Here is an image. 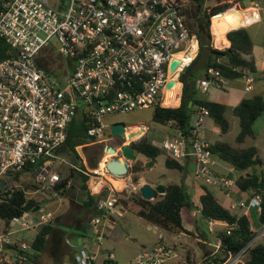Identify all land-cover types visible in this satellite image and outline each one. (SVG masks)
Returning a JSON list of instances; mask_svg holds the SVG:
<instances>
[{
  "label": "built area",
  "instance_id": "obj_1",
  "mask_svg": "<svg viewBox=\"0 0 264 264\" xmlns=\"http://www.w3.org/2000/svg\"><path fill=\"white\" fill-rule=\"evenodd\" d=\"M187 3L188 0H66L60 4L50 0L1 1L0 37L14 52L0 58V201L18 188L17 172L32 173L40 187L55 193L58 189L54 185L62 178L61 169L52 167L54 163H66L88 178L112 175L101 159L88 166L81 155L82 164L72 162L63 153L67 126L79 110L88 120L87 134L101 142L110 137L105 136V128L110 125L103 121L104 116L135 108L167 106L163 102L166 90L177 81L181 89L179 74L199 49L197 33L184 12ZM47 45L51 48L44 55L42 49ZM53 47L59 49L68 64L67 80L61 87L60 81L51 80L47 70ZM173 59L178 62L170 70ZM206 72L207 75L194 80L195 88L205 91L210 84L220 86L219 71L208 66ZM261 72L264 77V45ZM170 79L175 83L167 86ZM252 80L251 76L245 77L246 89L251 87ZM195 115L189 131L174 126L173 134L156 144L178 160L192 156L193 177L228 193L236 186V172L231 165L226 167V173L215 172V165L222 161L213 155L209 142L201 134L208 108L198 105ZM145 129L131 140L144 134ZM113 154L119 156L121 152ZM105 188L106 194L96 201L103 214H94L89 219L91 234L83 238L73 254L76 264L93 263L105 238L109 215L118 212L113 202L118 195L115 186L107 183ZM261 200V194L255 193L239 205L248 211L254 208L256 220ZM55 214L53 209L38 207L14 216L10 223L16 221L22 229L35 230ZM249 219L254 231L252 238L237 251L221 254V259L217 256L223 250L220 237L215 234L214 243L195 237L214 246L206 264L244 263L248 248L264 234V222L256 220L258 229H253L254 220ZM219 221L223 226L227 224L211 218L209 230L213 231V224ZM234 225H229L227 232ZM1 239L9 241L5 232H0ZM19 248L25 251L31 246L21 242ZM105 252L107 259L113 257L111 251ZM201 252L202 257L208 255L202 247ZM177 256L175 247L160 237L128 264H172ZM25 259L26 254L20 252L12 263L29 264Z\"/></svg>",
  "mask_w": 264,
  "mask_h": 264
},
{
  "label": "trees",
  "instance_id": "obj_2",
  "mask_svg": "<svg viewBox=\"0 0 264 264\" xmlns=\"http://www.w3.org/2000/svg\"><path fill=\"white\" fill-rule=\"evenodd\" d=\"M0 0V5H1ZM192 8H188L187 4L184 7V12L188 21V16L195 20L193 28L199 39V49L192 62L185 67L179 74V79L182 82L180 103L176 106H155L152 113V120L161 124H171L179 127L184 132L189 131L196 115L195 111L198 105H204L208 108V116L218 125L220 132L225 133L230 128V120L227 116V106L219 101L202 98L197 96L194 80L196 79V67L198 64L204 69L208 66H214L224 77H239L243 75V69L254 71L256 69L254 57L252 54L253 41L246 26H238L231 28L226 32V36L230 41L229 45L222 48H217L211 45L209 34L205 28H196V24L202 18L208 19L212 13L223 10L228 6V3H219L211 6L209 11L202 9L204 0H188ZM202 10V13H199ZM189 23V22H188ZM14 52V48L0 37V58ZM220 57V61L217 58ZM264 110V96L257 93L250 96L242 97L232 108L231 113L237 119L238 131L235 134L234 142L231 143L224 139H216L209 142L210 150L213 155L220 161L231 165L236 172L237 189L248 191L250 195L260 193L261 211L257 216V222H264V170L257 171V166L264 164L258 154L257 147L254 144H244L247 137L253 138L254 131L252 128L253 121ZM89 125L88 120L77 110L75 116L67 126V136L63 145L62 151L69 159L75 162H80V154L76 149V145L83 144L84 146L93 142L95 137L87 134L86 129ZM134 151L154 159L158 154L164 152V149L157 145L154 141L144 133L140 137L130 141ZM71 157V158H70ZM97 157V158H96ZM98 156L91 155L89 163L94 166L97 163ZM164 164L170 168L183 170L184 165L180 160L174 158L170 154L165 155ZM141 169L137 164L132 166L131 171ZM21 172H17L15 180L19 178ZM82 188L86 189L85 181L87 175L82 174ZM137 175H133V181L137 180ZM67 178H63L57 182L54 187L58 190L59 186H64ZM208 184L202 183L203 191L199 195V204H195L190 193L186 189L183 182L167 183L164 193L159 194L156 199H146L140 195L138 191H132L131 195L115 196L114 204L120 203L123 207L141 215L145 219L169 230V231H186L192 232L184 227L183 210L196 207L199 210V216L205 220L217 219L223 220L227 224L216 230V236L221 238V247L217 253L219 259L221 254L226 252H235L244 246L253 236L254 231L250 228V219L245 213H235L228 207L224 206L216 197L212 188ZM106 188H103L97 196L105 195ZM84 206L91 208L93 214H103L101 209L96 207L95 195L87 192ZM38 201L29 197L21 188H16L10 197L0 201V219L4 223V232L10 225V220L14 216L21 215L24 211L34 209ZM235 224L229 232V225ZM197 231L200 230L199 224L195 225ZM54 229L52 220L43 223L38 227L34 237L30 240L31 251L25 250V262H36L40 251L46 244L49 234ZM203 235V233H202ZM200 245L204 249V253L208 254L203 259H209V248L205 243L200 241ZM0 264H11L4 259ZM103 264H115L111 259H105ZM192 264L189 259L186 263ZM244 264H264V234L261 240H258L248 248L245 255Z\"/></svg>",
  "mask_w": 264,
  "mask_h": 264
},
{
  "label": "rangeland",
  "instance_id": "obj_3",
  "mask_svg": "<svg viewBox=\"0 0 264 264\" xmlns=\"http://www.w3.org/2000/svg\"><path fill=\"white\" fill-rule=\"evenodd\" d=\"M50 1L53 4H60L61 2H65L66 0H50ZM262 1L263 0H204L202 9L205 8L206 11H209L211 6H213V5H216L219 3H228V6L225 8V11L228 9H232V8L233 9H239L241 11H245V9H247L248 7H252L253 9H255V7H258V5H259L260 8H259V14H257V19H258L259 15H260V19L257 22H253L247 26V29L250 32L253 40L255 42H257L258 39L263 36V32H264V18H263L264 6L262 5L263 4ZM187 7L190 9L192 8L190 2L187 3ZM199 13H202V10ZM216 16H213L211 18V20H210V16L208 17V19L202 18L200 21L202 28L209 29V27H210L212 29V33H213L212 19ZM188 22H189V25L191 26V28L195 27V20H193L189 16H188ZM221 25H222V23H221ZM238 26H245V24H243V21H242L241 24ZM220 28H221V26H220ZM216 30L218 32L221 31L218 29H216ZM227 31L228 30H225L222 32H227ZM209 40L211 42V45L214 47L222 48V47L227 46V44L223 45L220 42L216 41L213 37H210V36H209ZM50 48H51V45L44 46L42 49V53L45 55L48 51H50ZM49 57H50V60H49V63L47 65V70L49 72L50 78L54 83H56V81H60V87H61L66 83V80H67V75L65 73V70H67V67H68L67 61L60 54V51L57 47H53ZM180 94H181V89L179 88V95ZM179 102H180V98H179ZM179 102H177L175 104L167 105V106H176ZM153 110H154L153 107L135 108V109H132V110H129L126 112H119V113H113L110 115H106L103 117V121L108 123L109 125H111L114 122H118V121L124 122L126 125L138 124L137 126H135V127H138V129L133 128L135 131H137L139 129L141 131H143L144 126L141 123H144L146 125L145 134L149 137L150 140L154 141L155 143H158L165 136L164 132L169 130V127L152 120ZM140 125H142V126H140ZM255 127L257 128L258 124H256ZM133 129L131 131H134ZM257 131L255 133L253 142L255 143V145H257L259 147L258 154L261 155L263 157V160H264V125L259 127L257 129ZM141 133L142 132H138V134H141ZM105 136L106 137L110 136V137L107 138L106 140H102L101 142L93 141V142H91L85 146L83 144L77 145L76 149H77L78 153L81 155V157L85 158L88 166H92L89 163V157L91 155L98 156L97 162L101 159L100 160L101 163H103L104 157L106 155H113V153H110L108 150H103L105 143L111 144L115 147H119L122 143L129 141L127 139L123 140L116 135L110 134V128H108V127L105 128ZM95 139H98V137H96ZM134 153H135V159L129 160V164H130L129 165V171L125 175L114 176V175L107 174L106 176H104V179L111 182L112 185L118 186V188L122 187V188L117 189L119 196H122V197L125 196L126 197L127 195L132 194V191L130 188L131 186H128L127 184H124V183L128 182L130 177L132 178L133 175H138L136 172L131 171L132 166L134 164H137L142 168L144 167V170H146V174L154 177L155 179H159L162 183H166L167 180L181 182L182 176L184 178L186 177L188 179L193 178L191 166H188V169L185 172L182 170H179L177 168L167 167L164 164V155H165L164 152H161L160 154H158L153 159L154 163L150 167H147V168L145 167L144 160H142L143 154L138 153L136 151H134ZM117 159H121V155H119V157ZM71 161L75 162L72 159H71ZM76 163H78V162H76ZM52 167L61 169V177L67 178L65 185L62 186L61 188H59L60 190H57V192L61 191V193H63L65 196L69 197L72 200L77 198L76 197L77 192L80 190L81 191L83 190L82 185H81V183H82L81 173L75 169H72L66 163H54L52 165ZM260 169L264 170V164L257 166V171H259ZM24 179H25V185L23 184V187L25 189H26V187H28L27 190H29L27 195L29 197L36 199L38 202L43 201L42 196H46L47 192H51L47 188L40 187V185L37 184V182H35V180L33 181L34 177H30L28 175H25ZM117 179H120L121 182L118 183L119 180H117ZM97 182H98V179H95V178L94 179H90V178L88 179L87 178L85 181L86 189H89L90 191L91 190L94 191L95 187L98 184ZM32 183L33 184L36 183V185H33ZM101 183L103 186L100 187L99 192L103 188H105V186L107 184V183H104L103 181ZM186 188L188 189V191H190V195H191L194 203L198 204L199 203L198 202V195L196 193H194L193 187L188 183V185H186ZM137 191H138V188H137ZM239 192H240V195L244 198V200H246L250 195L248 191L241 192V190H239ZM159 194H161V193H157L155 195V197L151 198V199L153 200V199L158 198ZM57 195H55V196L58 197ZM58 200H59V197H58ZM237 200L238 199H236V201ZM115 207H116L117 211L123 210V212H122L121 216L114 215L115 220L111 221L112 227H109L108 225L105 227L106 232L109 230V232H108L109 234H108V236H106L105 240L103 239L102 246H104L106 244L109 247V249H111L116 254L117 259H118V264H124V262L131 256V254L133 252H134L133 254H137L140 251V249L144 246V245L141 246V243L145 244V246L148 247V246H150V243L157 238V235L153 231L151 221H148L147 219H145L141 215H138L137 213L123 207L120 203H117ZM196 209L197 208L195 206L192 208H189V209L184 208V210L182 212L183 216H184L185 224L188 226L190 223L192 228H193L191 230L192 232H190L191 237L194 238L197 236L201 239L206 238L208 241L215 242L216 237L214 235L216 234V230H213L211 233H209L210 230L208 228V221L205 220L204 218L200 217L199 212ZM53 210H55V209H53ZM55 213H56V210H55ZM193 213H195V214H193ZM254 214L255 213L253 212L251 215V218H253V220H254L252 227H253V229H258L257 228L258 224L256 223V220L253 217ZM93 215H94L93 213L88 215L87 216L88 219H90ZM52 221L54 223L59 222V220L57 218V213L55 214V217L52 219ZM147 224H149L151 226V228H147L146 227ZM196 224H199L200 230H201L200 232L196 230V228H195ZM3 225H4L3 220L0 219V232H2V226ZM12 225H13V227H17L20 224L16 221H13ZM213 226L216 227V226H220V225L219 224H213ZM37 228H38V226H37ZM31 229H33V228H31ZM159 229H161V228H159ZM34 232H35V230H34ZM202 233H203V235H202ZM6 237L10 238L11 236H10V234L6 233ZM31 239L32 238H30V240ZM261 239H262V237L259 238V240H261ZM30 240L28 241V244H30ZM3 241L4 240L1 239L0 244H4ZM105 241H106V243H105ZM69 243H70L71 248L78 246L77 245L78 243L72 237L69 238ZM207 246L211 249L214 248V246L210 245V244H207ZM195 247H196L197 251H196ZM201 247L202 246L200 245V240H195V238H194V245L191 246V248L185 249V252L183 254L184 259L180 260L181 261L180 264L183 263V261L185 262V260L187 261L188 259L190 261H192V264H206L205 260L202 257ZM3 249H5L7 251H11V250L6 249V246H4ZM27 250L30 251L32 249L28 248ZM185 256H186V258H185ZM64 260H65V264H71L68 253L64 254ZM238 264H244V263H238Z\"/></svg>",
  "mask_w": 264,
  "mask_h": 264
},
{
  "label": "crops",
  "instance_id": "obj_4",
  "mask_svg": "<svg viewBox=\"0 0 264 264\" xmlns=\"http://www.w3.org/2000/svg\"><path fill=\"white\" fill-rule=\"evenodd\" d=\"M262 3H263V1H262ZM259 8L260 7L258 5V7H255V9H253L252 7H248L247 9H245V11L235 9L239 13H241L240 24L243 21V24H245V26L247 27L251 23L257 22L260 19V15L257 19V14H259ZM263 18H264V12H263ZM249 34H250V32H249ZM250 36H251V34H250ZM251 38H252V36H251ZM252 41H253L252 54L254 57V63H255V67H256V69L254 71H248L247 69H243V75L239 76V77L229 78V77L221 76L220 86H217L215 84H210L208 89L205 91H202L199 88L196 89V91H197L196 95L197 96H200V97L206 98V99L219 101V102L224 103L227 106V116L230 120V128L225 133L220 132L218 125L208 115H206L204 117V121L202 123V128H201V134L208 142H213L216 139H224V140H227V141L233 143L234 139H235V134L238 131L239 126H238L237 119L231 113V108L242 97L250 96L252 94H257V93L264 96V77H263V74L261 72V47L264 45V32H263V36L261 38H259L257 42H255L253 40V38H252ZM224 43L227 44V46L230 43L227 36H225ZM196 73H197L196 78H201V77H204V75H205L204 69L201 68L199 64H198V67H196ZM246 76H251L253 78V80L251 81V84H250L251 87L249 89L245 88V85H246L245 77ZM141 124H143V126H144L143 129H144L146 127V125L144 123H141ZM256 124H258L257 128L255 127ZM137 125L138 124L127 125V127L130 128V130H131V128L132 129L133 128L138 129V127H135ZM163 125L169 127V130L164 132L165 136L173 134V130H174L173 125H171L169 123L163 124ZM263 125H264V110L261 112V114L252 123L253 131H255L254 136H255L257 129ZM140 126H142V125H140ZM133 132L138 134V132H142V131L139 129L137 131L134 130ZM144 132H145V130H144ZM137 134H136V136H137ZM253 139H254V137L253 138L247 137L244 141V144H254L255 145V143L253 142ZM256 147H257V151L259 152V147L257 145H256ZM164 154L165 155L167 154V152L165 150H164ZM165 155H164V159H165ZM142 156H143L142 160H144L145 163H146V161H148L150 159L145 155H142ZM259 156L263 160V157L261 155H259ZM151 160H153V159H151ZM180 161L184 165V168L182 171H184V172L187 171L188 166H191L192 167V174H193L194 160H193L192 156H187L183 160H180ZM153 163H154V161H153ZM228 166H230V165L222 162V164H220V165H215L214 169H215V172H217V173H226L227 172L226 167H228ZM145 167L147 168L150 166H145ZM135 172L138 174L137 180L133 181V179L130 177L128 182L124 183V184H127L128 186H131L130 187L131 191H137V188H139V186L144 181H149L152 185H155L157 183H162L159 179H155L154 177L146 174V170H144V167L143 168L141 167V169L136 170ZM25 175L33 177L32 173H30V172L28 174L25 172L20 173L19 178L16 179V183H17L18 188H21L24 190L25 193H28L29 192V190H27L28 187H26V189L23 187V184L25 185V179H24ZM61 178L63 179V177H61ZM90 179H94V178H90ZM95 179H98V182H97L98 184L95 187V190L90 191L89 189H83L81 191L79 189L80 191L77 192V196H76L77 198H75L74 200L65 196L63 193H61V191L57 192V190L55 193L50 190L51 192H47L46 196H42L43 201L38 202L35 209H37L38 207L55 209L59 222L54 223V229L49 234V236L46 240V244L44 245V247L40 251H37L38 255H37L36 260H35L36 262L30 261V263L65 264L64 254L68 253L71 264H76L73 260V254L79 248V245L82 242L83 238L86 236H89L91 234V229L89 226V219L87 216L92 214L93 210L91 208H87L84 206V201L87 200L86 194L88 192L90 194L95 195V198L97 201V199L99 197V196H97L99 194V189L101 186H103L101 182L103 181L104 183L112 184L111 182L104 179V177L103 178H95ZM181 179H182V182L185 186L188 185V183H189L193 187L194 193H196L198 195V202H199V195L203 191L202 183L200 181L196 180L194 177L192 179L191 178L188 179V178H186V177L184 178L182 176ZM34 180L35 179H33V181ZM117 180H119L118 183L121 182L120 179H117ZM35 182H37V181L35 180ZM169 182H176V181L167 180L166 183H163V184L166 185ZM37 184H38V182H37ZM33 185H36V183H34ZM207 186H209L210 188L213 189L217 199L224 206L228 207L231 211L238 213V214L239 213L252 214L254 212V208H252V207H250L249 211H248V209L246 210L245 206L239 205V202L244 201V198L240 195V192L237 189L231 190L230 192L227 193L224 189H222L216 185H207ZM115 187H116L115 188L116 191H117V189L122 188V187L118 188V186H115ZM188 192L190 193V191H188ZM241 192H243V190H241ZM249 194H250V192H249ZM55 195H57L59 197V200H58V197H56ZM236 199H238L237 200L238 202L236 201ZM247 199L245 200L246 202H247ZM232 204H234L235 206L231 207ZM115 209H116V207H115ZM196 210H198V209H196ZM122 212H123V210L118 211L117 213L110 214L109 215V222H107V224L105 226L108 225L109 227H112L111 221L115 220L114 215L121 216ZM198 212H199V210H198ZM215 224H219L220 226H216V227L213 226V230H217V229L223 227V224L220 221L216 222ZM146 227L151 228V226L149 224H147ZM184 227L190 231L193 229L190 223L187 226L184 222ZM152 228H153V231L156 233L157 238L154 241H152L150 243V245H152L155 241H157L161 237L165 242H168L175 247V249L178 253V256H177L176 260L172 261V264H178V261L183 260L184 259L183 254L185 252V249L191 248V246L194 245V238L195 237L192 238L191 234L189 232L182 231V230L175 231V232L169 231V230H167V229H165V228H163V227H161V226H159L153 222H152ZM159 228H161V229H159ZM3 229H4V225L2 226V232H4ZM37 230H38V228L35 229V232H34V229H22L20 226L13 227L12 223H10V225H9V227L5 233L10 234L11 237L8 238L9 241H7V242L3 241L4 244H0V261L2 259H4L6 262L13 264L12 262L16 261V259L18 258V254L20 253L19 247H20L21 242L28 243L30 238L34 237ZM108 232H109V230L106 232L105 238H106V236H108V234H109ZM211 232L212 231H210L209 233H211ZM71 237L78 243L77 244L78 246H76L74 248L70 247L69 238H71ZM105 238H104V240H105ZM78 239H80V240H78ZM105 243H106V241H105ZM212 243H214V242H212ZM4 246H6V249L11 250V251H7V250L3 249ZM141 246H143V247L140 249V251L137 254H139L144 248L147 247L143 243H141ZM195 249H196V247H195ZM105 251H111L113 254V257L111 258V260L114 261L115 264H118V259H117L116 254L111 249H109V247L106 244L104 246L100 247V250L97 253V256L93 260L92 264H103V261L105 259H107ZM133 253L124 262V264H128L129 259L131 257L137 255V254H133ZM185 258H186V256H185Z\"/></svg>",
  "mask_w": 264,
  "mask_h": 264
},
{
  "label": "water",
  "instance_id": "obj_5",
  "mask_svg": "<svg viewBox=\"0 0 264 264\" xmlns=\"http://www.w3.org/2000/svg\"><path fill=\"white\" fill-rule=\"evenodd\" d=\"M222 11L223 10H219V11L212 13L210 16V20L213 16L219 15ZM230 14L234 15L237 20L239 19V14L236 11H232L230 12ZM232 28H235V27H232ZM204 31L208 33L210 37H213V33L211 32L210 27L209 29H205ZM177 62H178V59H173L169 65V69L173 70ZM174 83H175V80L170 79L167 82V86H171ZM179 103L177 105H179ZM126 129H127V125L124 122H120V121L114 122L110 125V134L116 135L124 140L126 139V136H125ZM132 135H133V132H130L128 134L129 138H127V140L129 141L122 143L119 146V149H117L115 146L111 144H104L103 150L113 151L116 149V153L121 152L122 159L117 160V158L119 157L118 154H113L105 161L106 168L114 176L125 175L129 171V160L135 159L134 149L131 147V144H130ZM152 164H153V160L149 159L148 161H146L145 166H151ZM165 190H166V186L163 183H157L155 185H152L149 181H144L138 188V192L140 193V195L146 199L154 198L157 193H164ZM31 264H37V263H31Z\"/></svg>",
  "mask_w": 264,
  "mask_h": 264
},
{
  "label": "bare ground",
  "instance_id": "obj_6",
  "mask_svg": "<svg viewBox=\"0 0 264 264\" xmlns=\"http://www.w3.org/2000/svg\"><path fill=\"white\" fill-rule=\"evenodd\" d=\"M232 11H236L239 14V19L238 20L236 19V17L234 15L230 14V12H232ZM222 12L212 19V27H213V33H214L213 34V38H215V40L220 42L221 44H225L224 40H225L226 32H222V31L229 30L232 27H236V26L240 25L241 13H239L237 10H235L233 8L232 9H228L226 11H222ZM221 23H222V25H221ZM220 26H221V28H220ZM216 29L221 30V31L218 32ZM211 32H212V29H211ZM180 54L181 53H179V55ZM179 88H180V82L177 81L175 83L174 87H172L171 89L166 90L165 96H164V100H163V102L166 105H171V104H175V103L179 102ZM131 130L128 127L125 130L126 139L129 138L128 134L130 132H133ZM131 137L132 138L136 137V133L133 132V135ZM109 152L110 153H115L116 149L113 150V151H109ZM109 157H110V155H106L104 157L103 162L106 159H108ZM121 159H122V157H121ZM117 160H120V159H117Z\"/></svg>",
  "mask_w": 264,
  "mask_h": 264
},
{
  "label": "flooded vegetation",
  "instance_id": "obj_7",
  "mask_svg": "<svg viewBox=\"0 0 264 264\" xmlns=\"http://www.w3.org/2000/svg\"><path fill=\"white\" fill-rule=\"evenodd\" d=\"M202 26H201V22L199 23V26H198V24H196V28H201Z\"/></svg>",
  "mask_w": 264,
  "mask_h": 264
}]
</instances>
